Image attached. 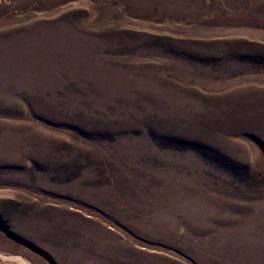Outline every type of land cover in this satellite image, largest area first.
Returning <instances> with one entry per match:
<instances>
[{"label": "rangeland", "instance_id": "obj_1", "mask_svg": "<svg viewBox=\"0 0 264 264\" xmlns=\"http://www.w3.org/2000/svg\"><path fill=\"white\" fill-rule=\"evenodd\" d=\"M0 264H264V0H0Z\"/></svg>", "mask_w": 264, "mask_h": 264}]
</instances>
